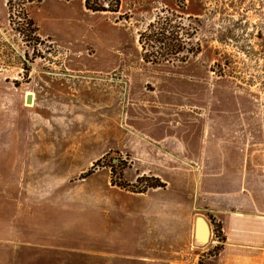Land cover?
<instances>
[{"label": "rangeland", "instance_id": "rangeland-1", "mask_svg": "<svg viewBox=\"0 0 264 264\" xmlns=\"http://www.w3.org/2000/svg\"><path fill=\"white\" fill-rule=\"evenodd\" d=\"M96 1L118 11L30 3L33 41L0 0V191L24 192L26 178L41 177L108 184V172L140 189L154 180H130L136 133H190L240 151L242 207L264 214V0ZM165 16L179 26L180 49L148 62L139 35ZM204 217L211 237L200 262L224 240L213 213Z\"/></svg>", "mask_w": 264, "mask_h": 264}, {"label": "crops", "instance_id": "crops-1", "mask_svg": "<svg viewBox=\"0 0 264 264\" xmlns=\"http://www.w3.org/2000/svg\"><path fill=\"white\" fill-rule=\"evenodd\" d=\"M136 134L130 180L166 186L124 190L109 172L108 184L85 177L67 188L26 178L24 192L0 191V264H264V214L242 207L240 151L218 136ZM206 212L224 240L200 262L210 246L195 237L196 218Z\"/></svg>", "mask_w": 264, "mask_h": 264}, {"label": "trees", "instance_id": "trees-1", "mask_svg": "<svg viewBox=\"0 0 264 264\" xmlns=\"http://www.w3.org/2000/svg\"><path fill=\"white\" fill-rule=\"evenodd\" d=\"M42 1L43 0H7L10 23H18L19 25L25 24L24 29H19L18 31L33 41L40 40L38 35L39 28L30 16L27 6L30 3H41ZM95 3L96 4H94L92 0H85L86 7L88 9L94 11H118L119 4H116V6H110V4H108L107 8L105 4H100L98 1ZM178 28L179 26L175 24L174 19L170 16L160 17L158 20L151 22L139 35V42L142 44L145 60L154 63L171 61V58L177 54L176 52L181 46V34ZM150 48L152 49V54L149 55L148 50ZM150 178H152L154 182L148 183L146 187L131 190L138 192L144 191L149 187L166 186V183L154 175L139 176L137 178L136 185ZM112 183L124 188H128L130 185V183L127 182L115 181L113 178Z\"/></svg>", "mask_w": 264, "mask_h": 264}, {"label": "water", "instance_id": "water-1", "mask_svg": "<svg viewBox=\"0 0 264 264\" xmlns=\"http://www.w3.org/2000/svg\"><path fill=\"white\" fill-rule=\"evenodd\" d=\"M33 96L31 94L27 95V102L31 103ZM195 237L199 240L200 244H206L211 237V225L204 215H198L196 218V229ZM204 242V243H203Z\"/></svg>", "mask_w": 264, "mask_h": 264}]
</instances>
